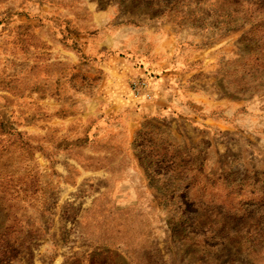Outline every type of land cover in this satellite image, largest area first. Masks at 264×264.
Returning <instances> with one entry per match:
<instances>
[{
	"label": "rangeland",
	"instance_id": "obj_1",
	"mask_svg": "<svg viewBox=\"0 0 264 264\" xmlns=\"http://www.w3.org/2000/svg\"><path fill=\"white\" fill-rule=\"evenodd\" d=\"M0 264H264V0H0Z\"/></svg>",
	"mask_w": 264,
	"mask_h": 264
}]
</instances>
